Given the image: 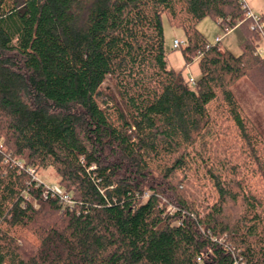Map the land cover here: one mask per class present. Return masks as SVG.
Returning a JSON list of instances; mask_svg holds the SVG:
<instances>
[{
    "label": "trees",
    "instance_id": "trees-1",
    "mask_svg": "<svg viewBox=\"0 0 264 264\" xmlns=\"http://www.w3.org/2000/svg\"><path fill=\"white\" fill-rule=\"evenodd\" d=\"M246 12L0 0V264H264V134L232 90L247 78L264 97ZM165 15L185 31L195 83L169 64ZM206 17L240 21L239 54L207 40ZM48 167L73 204L28 170Z\"/></svg>",
    "mask_w": 264,
    "mask_h": 264
},
{
    "label": "rangeland",
    "instance_id": "rangeland-1",
    "mask_svg": "<svg viewBox=\"0 0 264 264\" xmlns=\"http://www.w3.org/2000/svg\"><path fill=\"white\" fill-rule=\"evenodd\" d=\"M254 12L262 14L264 12V0H246ZM164 30H165V45L168 52L169 64L175 70H183V74L186 77L193 75L198 78L201 75V71L197 60L189 66H185V57L183 53V46L179 48L173 47L175 39L185 40L186 35L182 27H173L170 25L168 17L164 18ZM199 29L204 33L207 40L211 44H216V37L221 36L222 41L218 42L220 51L224 52L226 49L234 54L241 52V44L245 39V34L240 26V23L231 29H224L218 25V23L211 17H206L199 22ZM264 60H261L260 66ZM105 87L114 89L112 79L108 76L105 83ZM236 98L238 99L242 109L247 115L248 119L264 134V97L257 90V88L247 79L242 78L232 88ZM30 173L39 178L47 184L58 183V176L53 168L48 167L41 169L38 172L34 168H29ZM176 207L171 203L167 205V211L175 212Z\"/></svg>",
    "mask_w": 264,
    "mask_h": 264
},
{
    "label": "built area",
    "instance_id": "built-area-1",
    "mask_svg": "<svg viewBox=\"0 0 264 264\" xmlns=\"http://www.w3.org/2000/svg\"><path fill=\"white\" fill-rule=\"evenodd\" d=\"M243 2V7L247 8V17L250 19V29L258 33L262 39L261 44L258 46L256 50V54H258L263 60H264V21L262 19V14L254 12L248 2L246 0H242ZM238 24L240 21L237 22ZM222 41L221 36L216 37V44L220 50V46L218 42ZM185 44V40H178L175 39L173 42V47L174 48H179L182 45ZM215 44V45H216ZM189 79L191 83H195L196 79L193 75H189ZM32 173L34 171L30 170ZM36 181L38 185L43 186V190L45 192V195H52V196H57L60 198L62 201L73 204V199L71 196V193L67 192L60 184L58 183H53V184H47L46 182L42 181L39 178H36Z\"/></svg>",
    "mask_w": 264,
    "mask_h": 264
}]
</instances>
